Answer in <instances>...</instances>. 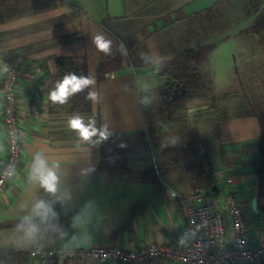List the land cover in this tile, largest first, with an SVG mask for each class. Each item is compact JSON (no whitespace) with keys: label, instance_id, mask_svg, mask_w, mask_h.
<instances>
[{"label":"crops","instance_id":"obj_1","mask_svg":"<svg viewBox=\"0 0 264 264\" xmlns=\"http://www.w3.org/2000/svg\"><path fill=\"white\" fill-rule=\"evenodd\" d=\"M260 4L264 0H0V53L7 56V61L1 60L0 79L5 65L34 78L32 82L23 77L18 84L21 158L15 176L0 193V264H122L61 257L42 263L30 255L37 248H133L142 241L181 249L185 245L182 202L202 205L230 191L250 213L243 203H251L252 198L245 197L241 185H250L256 194L264 107L213 126L199 118L198 129L206 143L200 144L201 154H211L219 185V193L211 195L191 177L172 173H177L173 163L195 162V143L174 137L167 142L169 138L164 137L168 127H176V121L167 118L159 64L193 46L197 37L201 49L214 43V50L222 20L240 18V13ZM96 34L112 41V55L95 49L91 37ZM188 35L194 40L189 41ZM251 40L244 37L243 49L254 47L248 45ZM255 48L259 49L256 42ZM62 58L84 59L86 75L95 78L91 90L98 91L99 102L89 100L85 112L55 113L46 93L41 97L40 92L37 112L30 111L33 91L36 87L44 90L40 84L43 71L55 75ZM1 105L0 97V160L5 157L7 142ZM145 110L155 117H150L158 132L153 146L146 138ZM76 114L86 125L95 120L97 129L106 126L108 138L84 140L69 130L67 121ZM194 114V108L188 109L180 127L193 129ZM37 157L56 173L54 193L32 177ZM40 201L46 204L47 214L36 209ZM31 225L37 231L28 237L25 229ZM127 264L180 262L163 258Z\"/></svg>","mask_w":264,"mask_h":264},{"label":"built area","instance_id":"obj_2","mask_svg":"<svg viewBox=\"0 0 264 264\" xmlns=\"http://www.w3.org/2000/svg\"><path fill=\"white\" fill-rule=\"evenodd\" d=\"M30 73L5 65L0 79L1 120L6 135L5 157L0 160V193L15 176L21 158V129L18 117L19 81ZM36 87L29 101V110L36 113L40 98ZM171 196L177 197L175 193ZM185 225L182 236L185 245L139 242L136 247L96 245L86 249H42L30 255L44 263L48 258L90 259L122 264L143 263L154 259L176 258L180 264H257L264 258V214L246 213L233 192L202 205L187 206L182 202ZM253 216V218H252Z\"/></svg>","mask_w":264,"mask_h":264},{"label":"trees","instance_id":"obj_3","mask_svg":"<svg viewBox=\"0 0 264 264\" xmlns=\"http://www.w3.org/2000/svg\"><path fill=\"white\" fill-rule=\"evenodd\" d=\"M251 3L254 2V0H250ZM252 26L247 32L245 37H251L256 38L255 40L256 44L258 45L262 55L264 56V16H258ZM244 37V36H243ZM189 41L194 40V37L192 35H188ZM193 47V48H191ZM215 47L214 43H210L205 47L204 49H201V44L198 41V37L196 38V42L193 46H189L184 51H181L179 54H177L175 57H173L170 60H166L164 62H161L159 64L161 75L164 78L163 83V100H164V106L166 107L167 112V118L168 121H171L170 119L175 121H180L185 124V119L187 118L186 113L188 109L194 108L195 114H194V128L192 129L190 126L186 129L185 126L167 128V132L164 135V137L169 138L172 133L173 137L175 139H184L186 140H192L195 143V152L193 155L196 158L201 160L202 162V174L201 179L199 178L198 183H196V186L204 185V187L209 190V193L211 195H217L219 193V185H218V179L216 177L215 170L210 162V159L205 154H201V143H203L204 138L202 137L201 131L198 129L197 122L200 120L204 114L200 113L203 110H207V114H210L211 117L208 116V121L212 122L210 126H213L216 124L219 120L228 119L230 117H241L244 115H231L228 113L230 110V104L228 105L227 102L232 100V103H234L237 99V90L234 89L232 91H225L223 94L219 96L213 95V85L212 80L208 73H204L205 78L203 83H206L204 86L207 85L206 91L209 94H212L211 96H207L205 104L203 106V109H196L197 106L194 105V101L196 99L195 93H194V87H195V77L198 70L196 68H199L200 66L208 67V58L209 54L211 53L212 49ZM190 61H200L202 63L196 62L194 66H191L188 64ZM263 63H264V57H263ZM69 73H74L77 76H87L86 75V67H85V61L82 58H62L60 59V67H58V71L55 75L50 74L49 71L44 70L43 76L40 80V84L43 86L42 88L44 90H41V97L46 93L47 97L49 94V91L54 87L55 83L58 80H61L65 75ZM192 74V76H188L189 74ZM264 82V81H263ZM264 86V83H263ZM89 89H85L84 92H80L77 94H74L71 96L67 103L63 105L59 104H53L49 99L50 104V110L52 112L58 113L62 111H73V112H85L90 108L89 100L86 98L87 92ZM217 98V99H216ZM234 98V99H233ZM264 100V98H263ZM216 107V108H215ZM215 111L211 110L214 109ZM198 110V111H197ZM197 111V112H196ZM198 113V114H197ZM214 114V115H212ZM198 115V116H197ZM179 122V123H180ZM178 123V124H179ZM181 128V129H180ZM148 132V130H147ZM176 132V133H175ZM158 133V132H156ZM197 133L200 134L198 139ZM157 135V134H156ZM262 137V138H261ZM261 137L259 139V159L260 164L264 163V130L261 132ZM148 140V139H147ZM148 142L151 143V140H148ZM206 145V143H203ZM169 165V164H167ZM152 166L155 168H158V164L153 162ZM153 168V167H152ZM159 170H161V167L159 166ZM162 170L163 169L162 167ZM176 176H178V173H174ZM166 175V170L163 173ZM181 176V175H179ZM188 178V177H187ZM190 178V177H189ZM188 178V179H189ZM194 179V174L191 177ZM165 179V178H164ZM195 180V179H194ZM196 181V180H195ZM168 186V185H167ZM252 213V210H250ZM258 213L264 214V208L258 207ZM264 258L260 259L257 263L260 262V264H264Z\"/></svg>","mask_w":264,"mask_h":264},{"label":"rangeland","instance_id":"obj_4","mask_svg":"<svg viewBox=\"0 0 264 264\" xmlns=\"http://www.w3.org/2000/svg\"><path fill=\"white\" fill-rule=\"evenodd\" d=\"M263 9L264 5L260 4L257 8H252L249 12L248 10H245L243 13H240V18L233 19L227 17L225 20H222L223 27L221 36L217 37L218 45L214 50H212L210 54V60L207 65L208 67L200 66L199 68H196V70H198L196 76H194L196 82L194 87L196 99L193 102L194 105L197 106L196 109H203V107H205L203 106L205 104L204 102H207L205 98H207V96L212 95L207 93V85L204 86L206 84L203 83L205 78L204 73H208L212 80L211 85H213L214 96H219L225 91H230L234 89L237 90V103H235L236 101L232 103V100H230L226 104L228 105L229 103H231L230 110L228 111L229 114L245 115L247 113H253L264 107L263 56L260 53V50L258 48H255V40L249 41V43L251 44H248L254 47H247V50L243 49V47L246 46V44L243 45V40L246 35H241L242 32H245L247 30V28H251L253 26V23L256 21L255 12L260 14L259 16H264ZM254 29H256V27H254ZM253 39L256 38L253 37ZM1 60L7 61V56H5V54L3 53H0V70L3 67V63L1 62ZM196 62L202 63L200 61H190L188 62V64L194 66ZM130 67L132 70L134 69L132 64H130ZM188 76L193 77L191 73ZM215 108L211 110L215 111ZM206 111V109L201 111L203 112L202 114H204L202 117L205 124L208 123L207 115L211 117V115L207 114ZM144 115L148 130L146 138L148 140H151L153 146L156 135L155 125L153 122V119L155 117L153 113H149V111L146 110L144 111ZM150 117L154 118L151 119ZM179 122V120L176 121L177 130L178 127H180L181 125L178 124ZM210 124H212L211 121ZM199 135L200 134L197 133L196 138L198 137V139H200ZM172 137L173 133L169 137L167 142H169ZM203 154L207 155L210 161L212 160V156L209 152L206 151ZM201 165L202 162L198 158H196V161L194 163H191L189 165H183L182 162L177 164H171V166H174L175 172H177L183 178L192 177L194 174V179L196 180L194 181L195 184L198 183L199 178L201 179ZM163 169L166 170V167L164 166ZM257 174L259 179L256 194L254 189H252L253 187H251L250 185H241V191L246 192L247 195H245V197H248V200L250 198L257 199V212H254L252 210L251 206L249 205L251 204L250 202H245V204L243 203L244 207H247L249 212L250 210L253 211L251 213L253 214V216L258 213L259 206L264 208V163L261 165V169L259 170V172H257ZM163 181L169 183V181L165 180L164 178ZM180 190H182V188ZM253 192L254 194H252ZM239 196L242 197V195ZM239 196L238 198H240Z\"/></svg>","mask_w":264,"mask_h":264},{"label":"clouds","instance_id":"obj_5","mask_svg":"<svg viewBox=\"0 0 264 264\" xmlns=\"http://www.w3.org/2000/svg\"><path fill=\"white\" fill-rule=\"evenodd\" d=\"M91 43L99 52L104 55H112V41L106 39L103 34H96L91 37ZM96 81L92 76H77L74 73L65 75L61 80H58L54 87L49 91L48 99L53 104L63 105L67 103L68 99L74 94L84 92L85 89H90L87 92L86 98L92 101L94 104L99 102L98 91L95 89ZM95 120H91L87 125L84 122V118L79 114L72 115L68 121L67 126L69 130H73L79 133L80 137L84 140H88L93 136H99L101 139H107L110 133L107 127L97 129ZM32 177L38 181L47 192L54 193L56 191L57 176L56 173L47 167L46 161L37 157L35 163L32 166ZM36 209L43 210L45 214L48 212V208L43 201L36 204ZM37 231L35 225L29 226L25 229V235L31 237Z\"/></svg>","mask_w":264,"mask_h":264},{"label":"water","instance_id":"obj_6","mask_svg":"<svg viewBox=\"0 0 264 264\" xmlns=\"http://www.w3.org/2000/svg\"><path fill=\"white\" fill-rule=\"evenodd\" d=\"M257 199L253 198L251 201V208L254 212H257V207H256Z\"/></svg>","mask_w":264,"mask_h":264}]
</instances>
